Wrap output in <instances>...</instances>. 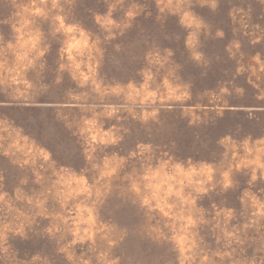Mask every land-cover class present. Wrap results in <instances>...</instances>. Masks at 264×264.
Listing matches in <instances>:
<instances>
[{"label":"rangeland","instance_id":"obj_1","mask_svg":"<svg viewBox=\"0 0 264 264\" xmlns=\"http://www.w3.org/2000/svg\"><path fill=\"white\" fill-rule=\"evenodd\" d=\"M0 264H264V0H0Z\"/></svg>","mask_w":264,"mask_h":264}]
</instances>
